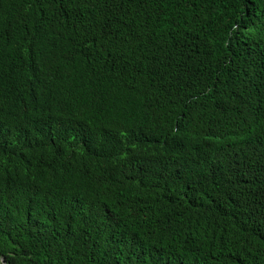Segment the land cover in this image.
<instances>
[{
    "label": "trees",
    "instance_id": "trees-1",
    "mask_svg": "<svg viewBox=\"0 0 264 264\" xmlns=\"http://www.w3.org/2000/svg\"><path fill=\"white\" fill-rule=\"evenodd\" d=\"M0 259L264 264V0H0Z\"/></svg>",
    "mask_w": 264,
    "mask_h": 264
},
{
    "label": "clouds",
    "instance_id": "clouds-1",
    "mask_svg": "<svg viewBox=\"0 0 264 264\" xmlns=\"http://www.w3.org/2000/svg\"><path fill=\"white\" fill-rule=\"evenodd\" d=\"M45 83V82H44ZM44 83H41L40 85L41 86H44ZM228 113L232 116L233 114H232V111H231V109L229 108L228 110ZM249 115V113H244V114H242V117H247Z\"/></svg>",
    "mask_w": 264,
    "mask_h": 264
},
{
    "label": "rangeland",
    "instance_id": "rangeland-1",
    "mask_svg": "<svg viewBox=\"0 0 264 264\" xmlns=\"http://www.w3.org/2000/svg\"><path fill=\"white\" fill-rule=\"evenodd\" d=\"M0 264H3V261L0 259Z\"/></svg>",
    "mask_w": 264,
    "mask_h": 264
}]
</instances>
